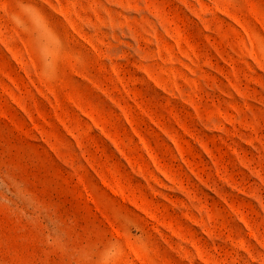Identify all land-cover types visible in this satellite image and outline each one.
<instances>
[{"label": "rangeland", "instance_id": "rangeland-1", "mask_svg": "<svg viewBox=\"0 0 264 264\" xmlns=\"http://www.w3.org/2000/svg\"><path fill=\"white\" fill-rule=\"evenodd\" d=\"M0 264H264V0H0Z\"/></svg>", "mask_w": 264, "mask_h": 264}]
</instances>
